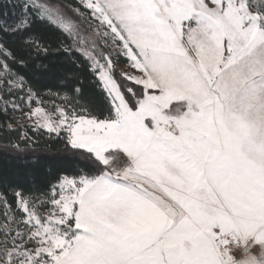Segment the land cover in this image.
<instances>
[{"label":"snow or ice","instance_id":"snow-or-ice-1","mask_svg":"<svg viewBox=\"0 0 264 264\" xmlns=\"http://www.w3.org/2000/svg\"><path fill=\"white\" fill-rule=\"evenodd\" d=\"M14 6L0 148L55 138L86 166L0 194V264H264V0ZM61 56L77 71L42 92Z\"/></svg>","mask_w":264,"mask_h":264},{"label":"trees","instance_id":"trees-1","mask_svg":"<svg viewBox=\"0 0 264 264\" xmlns=\"http://www.w3.org/2000/svg\"><path fill=\"white\" fill-rule=\"evenodd\" d=\"M69 3L72 0H64ZM16 0H0V20L11 23L15 16L19 14L20 9L15 7ZM33 30L41 38L50 40L55 44L56 35L53 30L41 29L39 25H34ZM56 61L52 66L55 75L42 78L39 81V87L42 92H46L48 87L59 82L60 77L65 72L77 71L71 61L65 57H50ZM31 74L32 70H28ZM81 75L85 76L86 88L92 91L98 98V90L91 83V77L81 69ZM55 90V88H53ZM59 103V101H58ZM7 117L0 116V121ZM12 137L18 133H11ZM23 147V145H22ZM84 167L86 162L81 157L75 159L71 153H68L62 140L55 138L39 137V143L29 148L25 153H16L11 149L0 148V194L7 192L8 199L12 200V186H22L27 190L43 189L46 184L53 181L62 168Z\"/></svg>","mask_w":264,"mask_h":264},{"label":"rangeland","instance_id":"rangeland-1","mask_svg":"<svg viewBox=\"0 0 264 264\" xmlns=\"http://www.w3.org/2000/svg\"><path fill=\"white\" fill-rule=\"evenodd\" d=\"M65 3H66V2H65ZM120 67H123V61H122L121 65H120ZM57 103H58V101H57ZM25 110H27V109H25ZM14 115H16L17 117H19V116H20V113L17 112V113H15Z\"/></svg>","mask_w":264,"mask_h":264}]
</instances>
